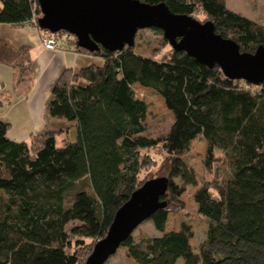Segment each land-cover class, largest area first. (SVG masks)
<instances>
[{
  "label": "trees",
  "instance_id": "obj_1",
  "mask_svg": "<svg viewBox=\"0 0 264 264\" xmlns=\"http://www.w3.org/2000/svg\"><path fill=\"white\" fill-rule=\"evenodd\" d=\"M141 1L164 2L197 20L195 13L202 12L242 52L264 46V29L220 0ZM40 15L37 0H0V24L43 30L36 23ZM69 41L103 64L60 74L45 104L49 128L16 141L7 137L10 123L0 118V264H84L117 209L148 180H141L144 152L159 145L169 168L161 198L166 205L147 220L161 234L137 241L130 235L120 244L127 256L136 264H264V81L230 79L218 65L208 67L172 48L153 59L136 53L134 42L90 52L74 37ZM31 62L29 46L0 38V64L11 69L17 96L32 86ZM135 86L153 90L171 111L173 124L164 137L145 134L150 110ZM71 127L74 140L67 136ZM198 136L205 140V168L214 174L199 187L183 159ZM219 165L227 170L221 179ZM187 186L196 188L193 200L207 225L198 252L188 224L164 229L172 211L167 197L178 199Z\"/></svg>",
  "mask_w": 264,
  "mask_h": 264
},
{
  "label": "water",
  "instance_id": "obj_2",
  "mask_svg": "<svg viewBox=\"0 0 264 264\" xmlns=\"http://www.w3.org/2000/svg\"><path fill=\"white\" fill-rule=\"evenodd\" d=\"M41 10L38 27L66 31L76 45L90 52L102 46L116 51L132 46L138 30L158 28L172 49L184 51L208 67L218 65L234 80L259 85L264 81V46L254 53L221 36L211 21L169 10L164 2L141 0H37ZM167 177L146 180L114 214L106 235L98 240L84 264H104L143 221L166 205Z\"/></svg>",
  "mask_w": 264,
  "mask_h": 264
},
{
  "label": "rangeland",
  "instance_id": "obj_3",
  "mask_svg": "<svg viewBox=\"0 0 264 264\" xmlns=\"http://www.w3.org/2000/svg\"><path fill=\"white\" fill-rule=\"evenodd\" d=\"M220 1L227 8L245 16L252 27L264 29V0ZM195 17H197L201 22H205L206 20V17L200 11H197L195 13ZM66 33H62L60 39H58L59 43H62L64 41L63 35H66ZM71 37L74 36L70 35V38ZM70 38H66V40H69ZM134 46L136 53L143 56L152 57L153 59H161L164 56L169 55V52L171 50V46L163 37L162 32L153 30L151 28L140 29L137 31L134 40ZM4 69L7 70L0 73V82H5V88H7V90H10V70L9 68ZM134 89L137 96L143 99L148 104V109L150 110L149 116L146 121L145 134L154 139H160L164 137L173 124V115L171 111L167 109L163 99L153 90L143 89L137 86H135ZM4 98L8 97H0V115L2 109H4L3 106H6L4 105L6 104L5 102L8 100ZM14 113H16V117H13ZM9 116L14 121V127L10 128V131H8L7 133V137L15 138L17 141L26 140L25 138L28 137L25 136H28V134L23 135L21 132L25 130L27 126L26 122H24L25 116H23V113L13 111L10 113ZM22 124H25V127L21 126ZM64 136V133L57 136V146H61L62 138ZM67 136L69 139L74 140L76 137V129L74 127H71L67 133ZM144 153H146L147 155V164L141 172V180L158 176H165L166 174H168L169 168L167 157L160 145L156 147H151ZM204 156L205 140L202 136H198L192 141L188 154L183 158L186 164L191 167L194 171V174L197 178L198 187L203 182L212 180L214 177V174H212V172L205 168ZM216 169L217 172L215 174L218 179H221V177H223V175L227 172L226 167L224 165L216 166ZM195 189V187L187 186L185 191L176 200H172L169 196L167 197L169 201V208L172 211L168 214L164 229L165 231L176 230L178 227H180L182 223L188 224L191 227V230L193 231V237L190 240V244L192 248L196 252H198L200 244L206 238L207 225L204 219L197 213V207L193 200V192ZM1 199H5V195L2 192H0V200ZM74 223L78 224V222ZM71 225L72 223H70L67 228H69ZM160 234L161 233L154 228L153 223L151 221L145 220L136 227V229L132 232L131 235L134 240L137 241L142 238L158 236ZM86 243L91 245L92 242L90 240H86ZM70 249H73L72 245ZM88 249L85 251L84 257H86ZM104 264L136 263L132 258L127 256V249L125 247H119L117 251L105 261Z\"/></svg>",
  "mask_w": 264,
  "mask_h": 264
},
{
  "label": "crops",
  "instance_id": "obj_4",
  "mask_svg": "<svg viewBox=\"0 0 264 264\" xmlns=\"http://www.w3.org/2000/svg\"><path fill=\"white\" fill-rule=\"evenodd\" d=\"M41 37L42 30L34 27L0 24L1 39L15 47L27 45L31 50L30 73L33 81L28 94L25 96L15 94L12 87V71L10 68L11 89L7 90L5 82H0V97H8L4 98L8 100L4 104L6 106H3L1 119L9 122L11 128L14 127V121L9 116L10 113L13 111L23 113V116H25L24 122L27 126L21 132L23 135L28 134V136H25L28 137L25 138L26 140L29 139L30 134H41L49 128L45 116V104L55 82L65 69H71L76 73L83 67L89 65L101 66L103 64L100 57L76 50L73 43L66 39L62 43L57 42L55 50L45 49L41 43ZM4 68L8 67L0 64V73L7 70ZM13 117H16V113ZM21 126L25 127V124ZM11 139L16 140L15 138Z\"/></svg>",
  "mask_w": 264,
  "mask_h": 264
},
{
  "label": "built area",
  "instance_id": "obj_5",
  "mask_svg": "<svg viewBox=\"0 0 264 264\" xmlns=\"http://www.w3.org/2000/svg\"><path fill=\"white\" fill-rule=\"evenodd\" d=\"M33 21H36V19H33ZM62 33H66V32L65 31L52 32V31H49L47 29H45V30L43 29L42 30L41 43L43 44V46L45 47V49L55 50L57 48L58 39L60 38V36L62 35ZM63 37H65V38L68 39V38H70V35L68 33H66V35H63Z\"/></svg>",
  "mask_w": 264,
  "mask_h": 264
}]
</instances>
